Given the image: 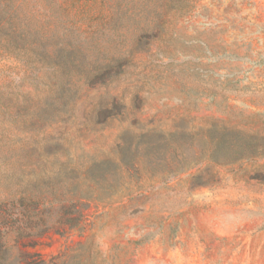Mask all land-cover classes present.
Wrapping results in <instances>:
<instances>
[{"label": "rangeland", "instance_id": "374dc122", "mask_svg": "<svg viewBox=\"0 0 264 264\" xmlns=\"http://www.w3.org/2000/svg\"><path fill=\"white\" fill-rule=\"evenodd\" d=\"M0 231L12 264H264V0H0Z\"/></svg>", "mask_w": 264, "mask_h": 264}, {"label": "trees", "instance_id": "16d2710c", "mask_svg": "<svg viewBox=\"0 0 264 264\" xmlns=\"http://www.w3.org/2000/svg\"><path fill=\"white\" fill-rule=\"evenodd\" d=\"M62 42L61 39H58V41L56 42V46H57V51L55 53L56 55V59L60 60L64 63H71V65L74 64V61L72 59V53L71 52H67L65 49H63V47H61ZM60 47V48H59ZM111 69L110 66H106L102 68L101 73L103 72H107ZM100 73V74H101ZM54 101H52L49 106V108H53V103ZM220 140L218 141L220 144H228V141H231L233 139L229 138L228 135H223L219 138ZM245 140V139H244ZM248 141H244V143H246ZM252 143H246V149L250 146ZM232 153L236 152V150L231 151ZM250 154V153H249ZM253 155H255L256 153H251ZM251 157V156H248ZM253 157V156H252ZM43 186H47L46 183L44 181H42ZM36 189V193L34 195H32L31 197H29L28 200V204L31 206H34V214L36 215V218L38 220L39 225L42 226L40 227V231L41 232H45L48 231L49 229H54L56 226H58L59 224L62 223V221L64 220L65 222H71L72 218L69 217L70 214L73 213L72 211V207H73V203L69 206V208H66L65 206V199H61L59 196H57V194L53 193V191L51 193H47V192H43V187H41L40 185H37L35 187ZM26 195H22L21 201L20 203L24 202ZM51 211H55L56 213V221H48V218H51L49 215H51ZM57 233H61L60 229H56ZM9 233L8 231H0V264H12L8 257H9V253L11 251V247L8 246L7 242L5 241V239L8 237ZM22 236V235H21ZM29 246H33L29 245ZM7 257V258H6ZM34 257V256H30ZM37 257V255H36ZM17 264H22L21 262ZM26 264H43L42 261H37V260H30L28 261Z\"/></svg>", "mask_w": 264, "mask_h": 264}]
</instances>
